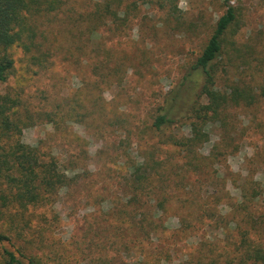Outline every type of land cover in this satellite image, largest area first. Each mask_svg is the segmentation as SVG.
<instances>
[{
  "label": "trees",
  "instance_id": "obj_1",
  "mask_svg": "<svg viewBox=\"0 0 264 264\" xmlns=\"http://www.w3.org/2000/svg\"><path fill=\"white\" fill-rule=\"evenodd\" d=\"M129 1L0 0V84L17 71L16 49L22 51L28 66L46 71L58 51L70 59L79 51V64L96 45L91 59L96 81L89 82L87 93L71 98L70 103H57L53 111L31 114L57 130L62 128L60 119L82 126L89 119L109 121L103 127H122L130 138L133 123L123 114L109 115L105 98L97 95L103 85L121 86L132 69L129 54L118 56L103 47L105 28L121 35L147 2ZM176 1L157 2L171 6L175 14ZM223 7L199 57L179 85L165 95L151 122L143 125L135 149L124 159L125 173H120L122 165L115 160L122 155L109 157L93 176L80 157L64 162L48 159L38 147L22 142L26 121L13 118L21 100L9 96L0 100V217L7 219L13 236L0 231V245L14 249H3L0 264H67L68 258L76 264H119L125 254L134 264H264V182L256 181L257 175L264 174L263 150H252L245 177L224 175L222 161L232 138L243 132L233 110L258 106L264 99V82L253 73L249 81L241 74L231 88L224 87L228 77L221 84L222 76L234 69L264 67V38L255 43L264 36V27L252 45L239 46L232 32L245 24V9L235 0H224ZM144 62L149 64V58L143 56L141 65ZM263 122L259 119L246 130L264 131ZM210 125L219 127L222 138L207 158L200 148ZM184 127H188L187 135L173 134ZM157 139L165 142L166 151L158 147ZM213 161L221 175L209 176ZM86 187L97 190L88 195L89 202L107 209H102V225H89V241L74 256L51 239L58 217L53 219L47 212L38 215L36 210L50 207L53 214L64 199L73 197L75 188ZM19 239H25L31 249L16 247ZM93 242L107 254L105 258H86Z\"/></svg>",
  "mask_w": 264,
  "mask_h": 264
},
{
  "label": "rangeland",
  "instance_id": "obj_2",
  "mask_svg": "<svg viewBox=\"0 0 264 264\" xmlns=\"http://www.w3.org/2000/svg\"><path fill=\"white\" fill-rule=\"evenodd\" d=\"M157 1L147 0L146 3L141 4L140 9L133 14L130 24L121 31V35L117 33L116 36L113 35L109 28H105L103 32V47L118 56L129 54L132 69L127 78L123 79L121 86L103 85L97 95L105 98V108L109 115L123 114V118L133 123L130 138L125 135L122 127H103L104 124L110 123L109 121L103 123L89 119L85 126H82L60 119L62 128L57 130L56 126L39 122L31 114V112L36 114L40 109L53 111L57 103L67 104L70 103L71 98L76 99L79 95L87 93L89 82L96 81L91 73L93 47L96 46L94 45L85 52L86 58L81 59L82 63L79 64L77 62L80 58L79 51L72 59L65 57L63 54L65 52L58 51L52 58L50 68L46 71L28 66L22 51L18 49L14 51L17 71L7 83L0 84V100L8 96L21 100L22 106L14 109L16 115L13 118L26 121L21 137L23 143L38 147L48 159L56 157L63 162L76 160L79 157L84 159L91 171L89 176H93L94 172L105 163L104 161L108 162L109 157L116 158L117 155H122L123 158L115 160L117 165H122L120 173H125L124 159L135 149L134 143L139 140L138 135L144 129L143 125L151 122L152 116L162 104L165 95L179 85L188 67L203 51L218 19L224 12V0H177L175 14L171 6L164 4L161 6ZM235 1L237 5L245 9L246 20L245 24L233 28V40L239 46L252 45L250 43L255 42L256 35L261 31L260 28L264 27V0ZM262 38L264 36L259 37L255 43ZM143 56L149 58V64L144 62V65H141ZM255 66L258 65L230 71L227 76H222L221 84L224 86L228 77L230 82L224 87L231 88L241 74L249 81L253 73L257 81L264 82V67ZM233 113L243 132H239L235 139L232 138L233 143L229 148V154L222 160L225 161L223 174L235 178V175L240 173L245 177L247 176L246 167L253 155L252 150L262 149L264 155V131L255 129L248 133L246 130L247 126L255 127L259 119L264 120V99L256 107L234 109ZM187 131L188 127H184L177 129L173 134L187 135ZM206 133L205 143L200 148V153L208 158L216 141L219 137L222 138V132L219 127L210 125ZM145 141L151 140L145 139ZM155 141L160 144L158 147L164 151L167 150L165 142L161 143L159 139ZM81 164L82 162L78 163L79 167L82 166ZM214 165L213 161L209 169L212 174L209 176L221 175L220 171H217V166L214 167ZM263 177L264 174L257 175L256 181L264 182ZM88 190H91L89 194ZM96 191L88 187L82 190L75 188L72 191L73 197L69 201L64 199L65 201L55 208L53 214L49 212L50 207L35 209L38 215L47 212L53 219L58 217L56 230L51 239L57 241L62 251L77 256L79 248L84 249L89 241L86 232L89 225H102L104 219L102 209L105 210L107 207H94L88 199V195ZM231 193L236 195L234 190ZM6 220L0 217V231L13 237ZM25 241V239L15 240L16 247L31 249ZM95 245V242L90 244L92 248L90 252L85 253L86 258H105L107 254L101 252ZM5 248L14 250L8 244L0 245V258H3ZM32 250L31 252L41 256L40 251ZM123 257L124 260H121L122 263L119 264L135 263L128 254ZM66 261L67 264H76L69 258Z\"/></svg>",
  "mask_w": 264,
  "mask_h": 264
}]
</instances>
